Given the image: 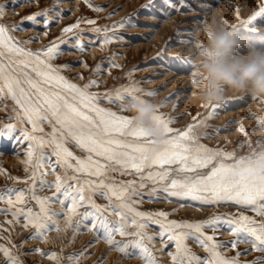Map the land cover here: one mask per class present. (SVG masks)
<instances>
[{
    "label": "snow or ice",
    "instance_id": "snow-or-ice-1",
    "mask_svg": "<svg viewBox=\"0 0 264 264\" xmlns=\"http://www.w3.org/2000/svg\"><path fill=\"white\" fill-rule=\"evenodd\" d=\"M19 2L20 0H13V3ZM165 3L182 4L183 0H165ZM4 10V6L0 5V17L3 16ZM47 11L30 14L20 23L25 20L36 23L37 17H45L44 24L47 28L50 23ZM261 16H264V6L248 20L230 26L254 31L255 29L249 26ZM85 22L95 23L90 20ZM80 23L78 20L76 24L62 31L70 33L73 29H78ZM120 26H125L123 21L120 22ZM13 30H17V25H0V94L10 96L14 100V116H10V119L14 118L18 123L15 125L0 123V135H10L21 123L31 125V131L21 129V140L28 143L25 171L28 172L31 168L33 189L35 181L39 179L41 188L54 187L55 192L52 197L41 198L30 189L29 191H33L32 199L40 206L39 212H34L31 208L20 207L25 203L24 191L7 190L6 202L10 208L0 209V212L12 211L13 220L9 223H20V217H23L21 226L32 227L35 230L32 238L44 241H47V232L53 230L60 234L72 229V239L82 229L94 232L98 239L105 240L111 250H118L125 258L139 257L144 264H157L150 247L154 237L147 232L148 221L160 226L158 235L165 246L168 242L175 243V252L169 253L173 264H239L240 253L232 259H225L217 251L224 245L217 242L214 235H206L203 231L205 227L212 228L213 232L220 226L226 227L236 237L234 241L228 242L232 248L238 243L246 242L252 244L253 250L264 252V220L257 221L253 217L239 213L230 217L216 215L199 222L175 221L169 220V213L164 211H138L135 204L140 201L134 199L141 195L139 189L150 182L153 185H162L163 192L167 194L166 198L177 197L180 200L199 201L202 204L231 202L250 208L258 216L264 217V151L256 150L264 140H258L256 148L247 156L236 157L234 151L211 149L200 143L201 136L207 135L200 129L206 126L209 117L218 114V106L213 105L212 111L202 119L193 117L194 122L181 131L170 126L174 122L173 119L158 112L162 102L161 105H157L154 120L163 125L166 140L162 147L157 148L144 134L143 129L135 124L134 117L118 115L99 106L100 94L89 91L97 81L90 79L80 87L61 74L69 65L52 63L55 56L61 54L55 43L32 52L25 49L22 44L36 38L19 42L10 34ZM104 33L103 44L111 43L113 38L107 35V28L104 29ZM77 50L84 51L83 45L79 42ZM112 66L119 67L115 63ZM100 70L101 65L94 69L97 73ZM193 76L197 77V73L194 72ZM193 82L199 81L194 79ZM138 84L139 82H132L104 95L110 103L120 102L121 108L128 110L130 104L142 101L141 95L157 94L155 91L144 92ZM204 107L207 108L209 105ZM255 118L259 125L262 118ZM44 124L50 126V132H45ZM238 131L245 137L248 136L242 124L239 125ZM172 133L176 134L171 135ZM69 143H74L87 155L75 156L67 146ZM243 143L252 147L249 139H245ZM46 149L51 151L47 152ZM53 156L56 158L55 162L51 159ZM174 165L176 167H172ZM46 166H51L53 172L59 166L64 169V175L56 176L55 182L49 183L44 179L46 173L42 171ZM200 169L209 170L202 175H184L182 179L172 176L173 172L186 174L195 173ZM68 170L82 176H68ZM112 171L137 174L140 182L138 185L134 181L116 182L110 177ZM69 180L75 183L69 184ZM177 188L183 191H176ZM156 191V188H153L148 193L150 199L156 196ZM97 193L107 198L110 201L109 205H97L93 200V195ZM0 199L4 197L0 196ZM54 199L59 202L62 209L66 207L63 226L59 221L60 213L50 208ZM84 205H90L92 210L78 212ZM108 209H111V214L119 217V220H109L105 214ZM75 217L79 218L74 219ZM87 221L90 223H86ZM130 226H134V230L130 231ZM185 229L188 231H184ZM116 235L126 239L117 240ZM164 237L167 238L166 241L163 240ZM188 238H194L203 246L209 253L208 258L201 259L192 253L185 243ZM86 250L87 248L68 257L70 264H79V257ZM0 252L4 254L7 264H22L19 258L3 245H0ZM41 254L47 255L50 260L59 264L60 258L57 253ZM103 258L102 256L97 264H101ZM252 264H259V260Z\"/></svg>",
    "mask_w": 264,
    "mask_h": 264
},
{
    "label": "rangeland",
    "instance_id": "rangeland-1",
    "mask_svg": "<svg viewBox=\"0 0 264 264\" xmlns=\"http://www.w3.org/2000/svg\"><path fill=\"white\" fill-rule=\"evenodd\" d=\"M0 5H3L5 9L3 16L0 17V25H17V30L10 33L17 41L23 42L36 38L29 43L22 44L25 49L37 52L55 43L61 54L56 55L52 63L69 65L61 72L66 79L80 87H83L90 79L97 81V84L89 91L100 94L98 99L100 107L114 111L118 115L133 117L129 109H122L120 102L110 103L104 94L114 92L132 82H139L138 86L144 92L155 91L157 93L153 96L141 95V98L152 100L157 105L163 102L158 112L173 119L171 127L183 131L194 122L193 117L202 119L208 116L213 106L209 105L205 108L204 105L208 104L195 99L198 83L193 82L197 77L193 76L195 68L190 60L194 43L192 33L195 26L209 12L214 13L219 20L226 21L229 25H239L242 20H248L259 11L260 7L264 6V0H183L182 4L173 3L171 5L166 4L165 0H30V2L20 0L18 4L13 3V0H0ZM95 8L102 10L95 11ZM45 10H48L47 19L50 21L47 28L44 24L45 17H37L36 23L27 20L20 23L24 17ZM78 20L81 21L78 29H73L70 33L62 31L76 24ZM89 20L95 23L85 22ZM121 21L125 26H120ZM249 27L255 29L254 31L245 30L251 38L250 42L258 48H264V16L258 17ZM105 28H107V35L113 38L112 42L106 45L103 44ZM78 42L83 45V52L77 50ZM237 51L243 53L246 49L242 47ZM113 63L119 67H113ZM97 65H101L98 73L94 71ZM129 74H131L130 77ZM182 93L185 95H181ZM9 97L0 94V111L2 110L0 123L15 125L18 123L17 120L10 119V116H14L15 102L12 99L9 100ZM214 105L218 106V114L209 117L206 120V126L200 129L207 133L206 136H201L200 143L214 150L234 151L236 157L250 155L253 148H256V142L264 140V137L257 132L259 125L255 118L264 115V108L259 107V100L253 101L250 97L227 92L224 100ZM222 105L223 107H219ZM240 124L248 133L247 137L238 131ZM43 127L45 132L51 131L48 124H44ZM21 129L31 131V125L21 123L10 135H0V196L4 197L0 199V209L10 208L6 202L7 190L14 189L24 191L25 203L20 207L31 208L34 212H39V204L32 199L33 191L41 198L52 197L55 188L46 186L41 188L40 180L37 179L33 189L34 181L30 178L31 168L28 172L25 171L28 143L21 140ZM245 139L252 142L251 148L243 143ZM67 146L77 157L87 155L74 143H69ZM46 151L50 152L51 149H46ZM16 157L22 159V162L16 163L14 161ZM51 159L53 162L56 160L54 156ZM100 159L104 162L102 158ZM208 170L200 169L195 173L186 174L173 172L172 176L182 179L184 175H202ZM42 171L46 173L44 179L49 183H54L56 176L64 175V169L59 166L55 168V172L51 166H46ZM67 175L82 176L72 170H68ZM110 177L116 182L134 181L137 185L140 182L139 175L125 174L123 171H112ZM92 179L99 178L92 177ZM68 183L74 184L75 182L69 180ZM153 188L157 190L156 196L150 199L148 193ZM30 189L33 191H29ZM176 191H183V189L177 188ZM139 192L141 195L134 197L135 200L140 201L135 204L138 211H164L169 213V220L199 222L216 215L230 217L239 213L253 217L257 221L264 220V217L258 216L250 208H244L231 202L202 204L199 201L180 200L177 197L166 198L167 194L163 192L162 185H153L150 182L146 183L144 188L139 189ZM93 200L100 206H107L110 203L99 193L93 195ZM113 202H115V197H113ZM169 202H172L171 205L166 204ZM50 208L60 213L59 221L63 226L66 207L62 209L59 202L54 199ZM91 210L90 205H84L78 209V212ZM105 214L109 220H119V217L111 214V209H108ZM12 220L11 210L0 212V245L8 248L22 264H56V261L41 254L53 252L59 256V264H70L68 257L80 253L85 248L87 250L79 257V264H97L102 256L103 260L106 258L107 253L110 254L108 264H133V262L144 264L139 257L125 258L118 250H111L105 240L98 239L94 232L82 229L72 239V229L60 234L53 230L54 232H47L46 243L42 239L32 238L35 231L32 227L21 226L23 217H20V223H9ZM148 224L147 232L154 237L150 247L157 264H173L169 253L175 252V243L168 242L165 246L158 235L160 226L151 221H148ZM129 230H134V226H130ZM203 231L206 235H214L215 240L224 245L217 251L225 259H232L240 253L239 264H252L257 260L259 264H264V252L253 250L251 243H238L235 248H232L228 242L234 241L236 237L226 227L220 226L215 232L212 228L205 227ZM115 238L117 240L126 239L119 235ZM166 239V237L163 238L165 241ZM185 243L196 256L201 259L208 258L209 253L194 238H188ZM34 249L40 251H33ZM0 264H7L2 252H0Z\"/></svg>",
    "mask_w": 264,
    "mask_h": 264
},
{
    "label": "clouds",
    "instance_id": "clouds-1",
    "mask_svg": "<svg viewBox=\"0 0 264 264\" xmlns=\"http://www.w3.org/2000/svg\"><path fill=\"white\" fill-rule=\"evenodd\" d=\"M192 37L190 60L199 81L196 100L214 105L231 92L259 100V107L264 108V48L253 45L243 28H232L212 12L195 26ZM242 47L246 51L239 53ZM129 110L153 146L162 147L166 135L163 125L154 120L157 104L142 99L130 104ZM261 118L257 132L264 137V115ZM257 151H264V143Z\"/></svg>",
    "mask_w": 264,
    "mask_h": 264
},
{
    "label": "bare ground",
    "instance_id": "bare-ground-1",
    "mask_svg": "<svg viewBox=\"0 0 264 264\" xmlns=\"http://www.w3.org/2000/svg\"><path fill=\"white\" fill-rule=\"evenodd\" d=\"M23 35V34H22ZM93 53V52H92ZM83 77V76H82ZM81 78V77H80ZM107 79V78H106ZM181 95H185L184 93H182ZM10 99H12L11 97H9V100ZM104 104H106V103H104ZM1 109V108H0ZM2 111V110H1ZM0 111V112H1ZM4 112V111H3ZM129 113H132L131 111H129ZM3 160H4V158H3ZM16 163H20V162H22V159H20V158H18V157H16L15 158V160H14ZM13 161V162H14ZM11 161H9V163H10ZM12 164H14V165H16L15 163H12ZM17 166V165H16ZM15 167V166H14ZM56 175V174H55ZM21 185V184H20ZM171 203L172 202H169V203H166L167 205H171ZM63 221H64V219H63ZM61 222V221H60ZM54 232V231H53ZM83 235V234H82ZM85 235V234H84ZM88 237V236H87ZM48 238V237H47ZM65 238V237H64ZM83 239V238H82ZM63 240V239H62ZM84 241V240H83ZM46 243H47V241H46ZM100 245V244H99ZM70 246H71V244H70ZM103 246V245H102ZM100 247V246H99ZM104 247H105V245H104ZM103 247V248H104ZM92 248V247H91ZM91 248H89V249H91ZM102 248V247H101ZM96 250V249H95ZM104 250V249H103ZM107 250V249H106ZM115 251V250H114ZM96 252V251H95ZM99 252V251H98ZM105 253V252H104ZM115 253V252H114ZM117 254V253H116ZM119 254V253H118ZM109 253H107L106 254V258L101 262L102 264H108V263H110V258H109ZM114 257V256H113ZM117 257V256H116ZM123 258V257H122ZM135 258V257H134ZM88 259H90V258H88ZM42 260V259H41ZM113 260V259H112ZM44 261H45V259H44ZM129 261V260H128ZM133 264H134V262H133Z\"/></svg>",
    "mask_w": 264,
    "mask_h": 264
}]
</instances>
